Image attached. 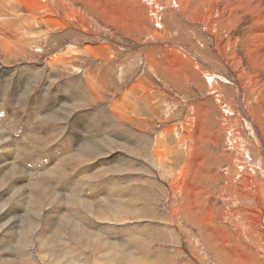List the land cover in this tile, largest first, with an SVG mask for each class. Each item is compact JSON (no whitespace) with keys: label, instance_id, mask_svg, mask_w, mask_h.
Listing matches in <instances>:
<instances>
[{"label":"rangeland","instance_id":"obj_1","mask_svg":"<svg viewBox=\"0 0 264 264\" xmlns=\"http://www.w3.org/2000/svg\"><path fill=\"white\" fill-rule=\"evenodd\" d=\"M136 1L49 0L45 10L39 13L38 19L43 20L42 16L50 12L54 21L47 17L46 21L42 22V30L33 32L38 36L44 35L37 38V42L26 43V50H23L24 46L16 45L12 51L14 56L11 58L4 54L0 56L2 64L13 68L14 71L10 85L5 86V83L0 81V95H3L0 96V101L14 107L15 115L19 114L18 117H21V122L15 126L24 131V120L28 123V130L36 121V118L29 114V99L41 94L40 86L44 83L47 73L46 62L51 56L67 46L72 51L76 47L79 49L78 46H85L100 55L107 53L110 57L113 54L111 58L103 61L99 56L97 60L95 56L90 57L81 51L75 52L77 55L68 52L67 59L71 63L76 61L72 63L73 66L60 62L53 64L60 81V86L55 88L56 94L61 101L57 102L55 93L49 92L42 102L37 99L34 107L37 104L35 108L38 109L42 105L41 109L52 108L51 110L56 112L64 106L62 99L68 102V99L75 100L76 96L81 95L80 100H84V103L78 110L82 111L77 116L74 115L75 124L71 126L70 135L75 133L78 139L83 135L90 136L89 144L92 141L105 143L103 137H94L99 140L95 142L92 136L98 135L97 129L100 127V124L95 126V123L102 120L107 123L108 118H111L109 114L114 111L113 104L120 103L121 114H124L123 105L127 106L126 110L129 112L130 107H136L138 120L145 127L126 122L120 129L132 130L136 134L133 138L148 134L156 143V158L161 160L157 166L160 172L151 170L148 174L150 178L137 179L130 185V202L125 207V210L129 211L127 221L142 224L144 222L141 220L146 219L147 227L141 228L140 231H129L122 226L126 220L119 221L117 217L115 219V222H118L116 225L121 224L122 228L121 232H114L117 245L125 247L126 235H130L131 239L139 242L140 248H125L123 251H120L118 246L111 248L113 252L122 254L123 258L118 261L119 256L109 251L106 253L105 250L92 254L76 248L63 252L62 256V251L55 247L41 252V264H79L78 259L81 264H264L262 238L258 237L256 232L235 229L239 222L242 223L248 218L243 205L253 211L256 208L252 206L251 194H246L238 186L246 183V175L252 177L253 183L264 185V155L260 149V152L258 151V144L261 147L259 141L263 139L264 142V46L257 49V40L250 36V33L257 32L253 19L257 15V9L262 10L263 3L253 1L251 10L247 11L241 7L235 8L236 0H175L176 9L171 7V0ZM28 2L36 4L33 0ZM231 3L235 5L230 12L228 5ZM196 5L198 8H194ZM15 8L24 13L22 7ZM210 10L217 15L218 22L211 24L213 18L208 16ZM232 14L235 18H232ZM56 19L60 20L58 24ZM259 25V28H264V22ZM60 27H63V32ZM101 45H104L102 50ZM105 45H108L109 49L105 48ZM137 46H141L138 51L134 49ZM79 57L81 59H78ZM32 65L42 68L40 72L44 78L40 79L37 85L34 84L32 93L36 94L29 97L26 95V91H29L27 80L31 75ZM231 72L234 76L229 77ZM86 73H90V76ZM208 76L213 77V80ZM90 77L93 80H88ZM234 77L238 82L232 80ZM133 81H140L143 90L131 88ZM90 82H95L98 100L92 97L89 99ZM242 86L246 91L243 101H237L240 108L233 103L228 106L227 102H232L239 96V93L236 96L237 87ZM219 92L223 96L220 95V102L216 100V94ZM86 110L89 111L88 117L95 113L98 117L91 116V120H87V115H83ZM52 113L53 111H50L48 116ZM43 117L39 120V128L48 130L53 124L57 125L56 122L52 124L50 120L45 121ZM245 117L253 123L255 130L261 129L257 136L259 140H253V133L246 126ZM61 124L64 127L68 123ZM5 126V122L0 119V127L4 132ZM225 126H229L232 132L229 133ZM85 127L90 132L86 129L85 133ZM166 127H169L168 132ZM61 128L53 132L59 133ZM163 128L165 130H161ZM116 133L121 134L122 131L117 130ZM65 134L64 132L58 139L54 138L55 140L49 142L45 149L39 150L38 154L45 152L50 146H55L58 156L64 157L59 143L63 145ZM19 140L16 139L17 142ZM234 143L236 147L233 146ZM74 145L76 146L75 142ZM191 146L193 148L188 150ZM145 154L141 152L137 155L144 157ZM15 156L11 160H21L22 154L17 152ZM195 156L201 158L194 160ZM233 156L240 158L241 167H238L241 170L251 165L250 173H226L229 165L232 168L230 158L234 160ZM244 159L247 164H244ZM58 160L66 159L58 157ZM164 162L168 165L165 166ZM28 165L31 166L27 160L21 168L29 173H36L34 167L32 171ZM138 175L143 176L141 172ZM212 175L219 178L218 187H215ZM75 176L72 172L66 181H72ZM106 176H96L94 182L90 183L100 188L99 184L104 182ZM66 181H61L58 187H64V191H73L71 183ZM198 184H202L204 189L200 190V187L196 186ZM223 185L228 186V192L222 190L231 195L228 200H221V196L216 194ZM195 200L199 210L192 214ZM107 203L108 206L102 210L111 220L112 216L119 212V206L115 203L110 208L109 201ZM140 208L143 209L142 215L138 214ZM188 212L191 213L190 216ZM22 215L28 218L27 214ZM19 219L20 217L18 221ZM33 221L34 219L30 223L34 226ZM27 232L28 237L29 231ZM59 236L57 233V240ZM214 238L217 239L216 242ZM8 239L7 241L11 240ZM15 259L19 262L17 256Z\"/></svg>","mask_w":264,"mask_h":264},{"label":"bare ground","instance_id":"obj_2","mask_svg":"<svg viewBox=\"0 0 264 264\" xmlns=\"http://www.w3.org/2000/svg\"><path fill=\"white\" fill-rule=\"evenodd\" d=\"M33 1H36V4L28 2V0H0V56L1 54L2 55L4 54L6 57L9 58L14 56L12 55V51L14 50L13 48L16 45L24 46L23 50H26L25 48L26 43L32 41L37 42L38 41L37 38L44 35L43 34L41 36H38V34L33 33L35 32V30L36 31H38L39 29L42 30L43 28L42 22H45L47 17H49L48 18L49 20L54 21L53 18H51L50 12L45 13L42 16L43 20L38 19L40 16L39 13L45 10L46 3L49 0H33ZM253 1L256 3H263L261 7L262 10L257 9V13H255L257 15H255L256 17H254L253 19V22H255L256 24L255 27H257V32L250 33V36H252L254 40H257V42L255 41L256 42L255 46L259 45L257 48L259 49L260 46L261 47L264 46V28H259L261 27L259 24L264 22V2H261V0H236L235 4L237 5L235 6V8L241 7L246 9L247 11H250L251 10L250 6ZM151 2H153V0ZM151 2H147V3H151ZM235 4L231 3L228 5L230 12L233 5ZM17 6H20V8L22 7L24 13L19 12V10L17 11L15 8ZM171 7H173V9H176L177 6L175 0H171ZM194 8H198V5L194 6ZM213 13L214 12L212 10L208 11V16L213 18L211 24L215 23V21L217 22L219 21V19L216 17L217 15ZM233 16L234 14H232V18H235V16L234 17ZM59 21H60L59 19L55 20L57 24ZM60 28L61 30L63 29V27ZM63 31L64 30H62L61 32ZM61 32H55V33H61ZM103 46L104 45L100 46L101 50L103 49ZM255 46L253 48H255ZM78 47L79 49L76 47L75 50L72 51L69 49V46H67L65 49L56 52L53 56H51L48 59V61L46 62L47 73L44 76L46 78L43 81L44 83L40 86L41 94L35 95L36 93H32V92L34 90L33 89L34 84L37 85L38 81L44 78L41 76V72H40L42 68H39L40 66L39 67L35 66L36 63L35 65H32L30 67L32 69V72L31 75L28 76L27 89L29 88V91L28 90L26 91V95L28 94L29 97L35 95L29 99L30 100L29 106L31 107L28 108H30V112H29L30 116L36 118V121L33 123L30 130H28L27 128L28 123L25 120L22 122V126L25 127L24 131L18 130V128L15 125L21 122L20 120L21 117H18L19 114L15 115L14 107L12 105L0 101V119L4 121L6 124L5 132L0 127V149H1L0 150V251L4 250L2 253H0V264H16L18 262L15 259L16 256L19 259V262L17 264H41L42 255L40 254H43L41 252H44L45 250L54 249L55 247L58 248L60 251H62L61 253L62 256H63V252L65 251H72L75 250L76 248H80L89 251L92 254L105 252V251L107 253L109 251L115 254L116 256H119L118 261H121V259L123 258L122 254H117L116 252H113L111 248L118 246V249L120 251H123L125 250V248H129L130 250H135V248L138 249L141 247L138 241L133 240V238L131 239L130 235H126L127 241L125 247L119 246L117 245L116 235L114 234V232L122 231L121 224L119 226L116 225V223H118L115 222L116 217L119 221L126 220L125 223L122 222L121 223L122 226H124L129 231H133L135 229H138L140 231L141 228L147 227L148 223H146V219L141 220L144 222L142 224L140 222H136L132 224L131 222L127 221L129 220L128 219L129 211L125 210V207L130 202L129 201V197L131 196L130 185L137 179L148 178V177L150 178L148 174L151 172V170L158 171L159 168H157V166L160 165V161H161L156 158L157 155L154 152L156 151L155 148H157L156 143L154 142V140L150 138V136H148V134L133 138V136L136 134H134L132 130H130L129 128L127 129L125 128L124 130L120 129V127H122V125L126 122L134 123L136 124V126L139 127L142 126L145 127V125L138 120L136 107H130L131 110L129 112V110L128 111L126 110L127 106L125 107V105H123L124 114H121L120 103H117L118 105L113 104L114 111H110L109 114L111 115V118H108L107 123H104L103 120L100 121L99 123L98 122L95 123V126L100 124V127L97 129L98 135L95 134L92 136L95 142H98L99 140H96L94 137L99 139L100 138L102 139L103 137L105 143L104 142L94 143L92 141L90 144H89V141L91 139L90 136L83 135L82 136L83 139L82 138L78 139L76 138L77 135L75 136V133L72 134L74 138L70 135L72 131L71 126L75 124L74 115L76 114L75 116H77V114L82 111V110H78L79 108H81V105L84 103L83 102L84 100L83 101L80 100L81 95L80 97L75 95L76 96L75 100L70 98L68 99L69 100L68 102H66L65 99H62L63 101L62 103L64 104V106H62L60 109L58 108L56 112H54V110H51L52 108L43 107V109H41L42 105L41 106L39 105L40 107L38 109L35 108L37 104L34 107V104L36 103L37 99H41L42 102L44 96L49 92L55 93L54 97L57 102L61 101L58 98V95L56 94L55 88H58L60 86V81L57 78L58 76L55 74V68H54L55 66H53V64L59 62L67 65H72V63L74 64V62L76 61H73L71 63L67 59L68 56H66V54H69L68 52L72 54L75 52L80 53L79 51H81L83 54L86 53V55L90 57L95 56L97 60L99 56V58H101V60L103 59V61L108 60L113 55L111 54L110 57H108L109 54L107 53L100 55L99 53L88 47L85 46H78ZM105 48H108V45L107 46L105 45ZM140 48L141 46H137L134 49L138 51V49ZM23 50H19V52H22ZM195 56L199 58L198 55ZM78 59L81 58L79 57ZM2 63L3 62L0 61V81L1 83H5V86H7L10 85L9 82L12 78L14 71L13 68L11 67L8 68L6 67V65ZM77 63H75V65ZM87 75L90 76V73ZM231 76H234L232 72L229 73V77ZM208 78H210V80H213V77L208 76ZM88 80H93V79H91L90 77V79ZM232 80L234 82H238V80L235 77ZM142 86L143 85L140 81L138 82L133 81L130 87L133 89L136 88L138 91V90H143ZM247 89H249L248 86ZM240 90L242 92L246 91V89H244L243 86L240 87ZM88 91H89V99H91L90 97H92L94 100L96 99L98 100L99 95L95 90V82L89 83ZM220 95L222 96V93L220 92L216 94V100H218L219 102L222 99ZM243 97L244 96L240 94L236 99L234 98H233L234 100L231 99L232 102H227V105L229 106L231 105V103H233L239 107L237 101L238 100L243 101ZM125 101H123V103H125ZM19 107L21 108V111L24 110V109L22 110L21 105ZM33 109L37 111L35 112ZM50 111H53V113L52 115L48 116ZM26 112L27 109L24 112L25 115ZM88 113H89L88 110L83 111V115L85 117L86 115L88 117ZM91 116L98 117L96 113L92 114ZM91 116L88 117L87 120L90 121ZM17 117L19 118V121H17ZM42 117L45 119V121L50 120L52 124L56 122L57 125L53 124V126L48 130L47 128H43V127L39 128L38 127V124L40 125L39 120ZM78 117H80V115ZM245 119L247 120L246 117ZM61 123H68V124L63 127ZM246 123L248 129L251 131V133H253L252 134L253 140L254 139L259 140L257 136L258 133L259 134L261 133L260 131L261 129L258 128V130H255L253 127V123L251 122H246ZM59 128H61L59 130V133L53 132V131H57V129ZM226 128L229 129V126H227ZM86 129L87 131L90 132V130L85 127L83 129L85 133H86ZM176 129H178V127ZM117 130L122 131V133L121 134L116 133ZM161 130H165V129L163 128ZM166 130L168 132L169 127H166ZM64 132L66 133L65 136H63L65 137L63 138L64 143L62 142L63 145L59 143L60 150L62 151L64 157L62 155L58 156L55 146H50L47 148L45 152H42L40 155L38 154L39 150L41 151L45 149L46 145L49 142L53 141L54 138L58 139ZM228 132L230 133L232 131L229 129ZM251 133H250V137H251ZM101 134L104 136H102ZM182 137L183 136H181L180 138L182 141H184V138ZM17 138L20 139L19 142L16 141ZM214 140L215 139H213V141ZM74 142L76 146L74 145ZM3 143H5V145ZM259 143L261 144V147L258 144L259 147L258 151L260 149L261 153L264 155L263 139L259 141ZM2 148L5 149L3 150ZM17 152L19 154H22L21 160L20 159L18 161L11 160L12 158L16 157L15 155ZM141 152L146 153L145 155H143L144 157H141V155H137V154H141ZM32 155H36V156H32ZM58 157H60V159L62 158L63 160L65 159L66 160L60 161L58 160ZM195 158L194 160H199L201 157L199 158L195 156ZM233 159L234 160L230 158L232 163V168L229 165L228 166L229 168L227 169L226 173H228L229 171L250 173L249 167L251 165H248L249 166L248 168L244 167L243 170H241L239 168L241 167L240 158L238 156L235 157L233 156ZM27 160L29 161V164H31V166L28 165L29 169L32 170L34 167L36 173L35 172L29 173L28 171H25L24 169L21 168V166H23ZM194 160L192 159V161ZM243 161H245L244 164H247L246 159H244ZM53 162L55 163L53 164ZM142 164L143 166H141ZM167 165L168 164L165 163V166ZM72 172L76 176L72 179V181H69L68 179L66 181V178L67 177L69 178ZM140 172L142 173L143 176L138 175ZM104 174L107 175L106 176L107 178L104 180L102 184H99L100 188H96L97 186L95 187L93 186V183H90V182H94V178L96 176H100ZM213 178L215 179L214 182L216 185L215 187H218L219 178H217V176H213ZM245 180L246 183L241 184L238 187L242 188L246 194L247 193L251 194L252 206H256V208L253 211L252 208L248 207L247 205H243V208L246 210L248 218L244 219L242 223L239 222L235 229L244 230V232H256L255 234L258 237L262 238L261 240H263L264 243V203H263L264 185L253 183L252 177L250 175H246ZM61 181H66L68 183L70 182L71 183L70 185L72 188H74V190L64 191L65 189L64 187H63L64 189L59 188L58 186L61 183ZM171 183L173 182L171 181ZM169 186H171V184H169ZM196 186L200 187V190L204 189V187H201L202 184L201 185L198 184ZM226 187L228 186L223 185L222 187L219 188L218 193H216L218 196L219 195L221 196L222 198L221 200H228L231 197L230 194L224 193L222 191V190H226L228 192L229 189ZM233 188H231V191ZM108 201L110 208L114 206L115 203H117L119 206L117 208L119 212L116 213L115 216H112L111 220H109V215L102 210V208L108 206L107 203ZM194 207L195 208L192 210L193 212L191 211L192 214L196 210L197 211L199 210L197 208L198 203L196 202V200ZM142 213H143V209L140 208L138 214L142 215ZM188 213L190 216L191 213L190 212ZM22 214H27L28 218H26ZM19 217L20 219L18 221ZM33 219H34L33 221L34 226L32 223H30V221H32ZM27 231H29L28 237L26 235ZM57 233L60 234L58 240L56 239ZM8 238L11 240L7 241ZM216 240L217 239L214 238L215 242ZM56 243H58V245H56ZM77 245L80 246L77 247ZM3 257H5L6 259ZM78 262L79 264H81L79 259Z\"/></svg>","mask_w":264,"mask_h":264},{"label":"crops","instance_id":"obj_3","mask_svg":"<svg viewBox=\"0 0 264 264\" xmlns=\"http://www.w3.org/2000/svg\"><path fill=\"white\" fill-rule=\"evenodd\" d=\"M237 93H239V95L241 94V95H243L244 96V93H245V91L244 92H242L241 90H240V87H237V89H236V96H237ZM245 120V119H244ZM246 122H249V120L247 119V120H245ZM181 131H182V128H181ZM187 136L188 137H190L191 138V135L190 134H188L187 133ZM233 146H235L236 147V144L234 143V145ZM190 148L192 149L193 148V146H191V147H188V150H190Z\"/></svg>","mask_w":264,"mask_h":264}]
</instances>
